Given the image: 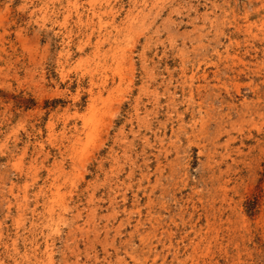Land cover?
Wrapping results in <instances>:
<instances>
[{
  "label": "rangeland",
  "instance_id": "1",
  "mask_svg": "<svg viewBox=\"0 0 264 264\" xmlns=\"http://www.w3.org/2000/svg\"><path fill=\"white\" fill-rule=\"evenodd\" d=\"M0 264H264V0H0Z\"/></svg>",
  "mask_w": 264,
  "mask_h": 264
},
{
  "label": "bare ground",
  "instance_id": "2",
  "mask_svg": "<svg viewBox=\"0 0 264 264\" xmlns=\"http://www.w3.org/2000/svg\"><path fill=\"white\" fill-rule=\"evenodd\" d=\"M26 49V48H25ZM160 237V236H159ZM214 237V236H213Z\"/></svg>",
  "mask_w": 264,
  "mask_h": 264
}]
</instances>
